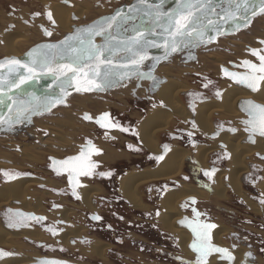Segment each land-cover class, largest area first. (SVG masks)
Segmentation results:
<instances>
[{
    "label": "flooded vegetation",
    "instance_id": "flooded-vegetation-1",
    "mask_svg": "<svg viewBox=\"0 0 264 264\" xmlns=\"http://www.w3.org/2000/svg\"><path fill=\"white\" fill-rule=\"evenodd\" d=\"M80 1H77V2H80ZM136 1L138 0L130 1L128 2V4L115 7L114 10L111 9L112 10L111 13L105 15V17H111L112 15H114L117 8H118L117 10L119 9L123 10L120 13L121 16L117 17V22L119 23L114 22L113 28L111 29V32H112L111 38L108 39V40H113V43L108 45L109 47H112L113 45H117V49L115 48L114 51L111 52V56L114 59H116V57H119L117 55H120V57L118 58L119 60L124 59V58L127 59V57L131 55L130 53L122 50V45L120 42L122 40H125V37H128L129 35H131L132 30L134 28H140L144 32V34L148 36L150 40L157 41V42L161 41L159 39V35L165 32L164 27L162 25H164L167 19L164 17H158V16H153L151 18H143L142 17V15H144L143 13L151 12L152 11L151 8H153V6L146 5L145 7H142V9L140 10L130 9L129 7L131 6V4H133ZM148 1L149 3H154L158 5V2H156L155 0H152V1L148 0ZM63 4L66 6H69V5H72L73 2L68 1L67 3H65V1H63ZM114 4L116 5L117 3L114 2ZM166 5L167 4L165 3L159 4L160 6L159 9L160 10L163 9V11L167 10V8L170 7V4H168L169 7L167 6L165 8ZM96 6L98 7L102 6L107 9L110 7L109 3L106 4L107 7H105V5H102L100 3H96ZM124 8L128 9V14L127 12L124 11ZM7 13L11 15L10 18L13 19V21L14 20L15 21L17 20L25 21V22L27 21V23L25 24L29 26L31 25V22L28 23L29 20L25 19L26 17L21 14L22 13L21 10L16 9L15 7H12L9 11H7ZM46 13H47L46 10L42 12L43 14L42 16H44V18L47 21H50L47 18ZM131 14H136L137 17L133 19L128 18L127 16ZM72 18L78 19L76 15H72ZM84 27H87V26L80 25L77 28H84ZM8 28H10V30H14L16 26L13 24L12 25L9 24ZM43 30H44L43 34H45V31H47V29L43 28ZM102 37L98 38V40H100L101 42H106ZM259 40H262V39H257V41ZM45 41H50V40L47 39ZM95 42H94L95 45H98L101 43V42L100 43H97V42L95 43ZM42 43H46V42H42ZM33 45L34 44H32L31 46ZM208 47L207 46L205 47H200V46L183 47L182 46L176 52H172L165 60H160V58L164 56L165 50H161L160 54L158 51H153L150 53V51L147 50V56L149 59V60L147 59V62L149 61L148 63L150 64V66L146 68L145 64L147 62L145 61L146 63L144 62L145 64H143L140 67L139 72L149 74L150 71L152 70L153 75H151V77H155V80L160 81V83H155L153 79L148 78V77H144V78L135 77L134 81L130 79L132 80L131 83L129 84L125 83V85L124 84L121 85L124 87H120V88H122V90H126L132 87L133 90L135 91V90L142 89L143 84L147 83L149 85L148 86L149 94L154 90L156 93L157 89H159L158 87H160L161 84H163L166 81L163 79V77L157 75L156 73L158 72L159 67L162 66V64H164L166 61L170 62L172 60L174 63L182 62L186 64L185 62H188L187 59H189V63H191L190 60L194 59L195 56L198 57L197 53L199 49L201 48L207 49ZM249 48H252V47H249ZM253 49H260V48L256 47ZM27 52H24V53L26 54ZM157 54H159L158 57H157ZM262 54H264V52H262ZM10 58H15V57H10ZM10 58H6V59L9 60ZM247 59H250L251 61L254 60V58H252L251 56H249V58ZM240 60H246V58L237 59V61L235 62L230 61L229 67L221 66L220 75H218V79L221 81L220 82L221 85H222V82H226V81L229 82V80H227L225 74L223 73L222 68L223 69L228 68V70L230 69L233 70V68L230 67V64L235 63L239 65ZM1 61L3 60H0V62ZM186 65H191V64H186ZM200 77L203 78V80L200 81L202 83V85L200 86L201 88L200 89L193 88L189 93H186V95L183 96L184 105L186 106V109L190 113H193L196 109L195 107L199 104H202L205 102L208 103V102H211V100H215V101L219 100L220 97L217 98V96L215 95V92L219 91L222 95V93L224 92L223 90H225V88H222V86L218 84L219 81L217 83L215 80H212L209 77H205L204 75H200ZM208 81H212L213 83L209 84L208 87L206 88L204 87V85L207 84ZM98 82L99 81L94 82V84L90 85V87H94L95 84ZM121 83L122 82L116 85L119 86ZM113 89L116 90L117 88H113ZM93 91L95 92L96 90H93ZM116 92H119V90L105 92L103 94L107 95V97H104V98H108L110 96L113 97L112 95ZM190 93H198L200 95H189ZM136 95H137V92H135V96ZM151 96H155V94L152 93ZM151 96L150 97H140L144 99L143 101L152 102L150 103V106H148L149 110L147 111L143 110V113H141L140 117H136L134 116L135 113H130V112L125 113V114L118 113L116 115L114 113H111V111H108L110 109H106L103 112H100L98 114H93V115L91 114L93 118H96V117L101 116L102 113H105V112L109 113L108 120L102 121V123H105L107 125L106 127H103V128L100 127L99 124L93 121H87L82 118L84 113L89 114V112L83 111L81 115L79 114V116H81L83 121L85 120L86 122L90 123L88 127L91 132L97 131L101 134L100 139L104 143V144L99 145L94 140L90 139L97 147L99 146H101L99 148L103 147L101 155L92 156V159L94 161H98V167L96 168L95 171L97 173L99 172L110 173V175L99 176V175L94 174L92 177L80 176L76 179L80 181L81 186H76L75 183L73 184L69 183L68 173L65 172L62 175L57 176L56 173L53 171V168L58 167V165H54L53 161L51 160L53 159L54 160H64L69 156L77 155L81 151V146L86 144V140H89V139H86L82 144H79V143L77 144V147H76L77 152L75 154H71V155L67 154L61 159H58L56 157H50L53 159H49L50 162H48V165L46 167L48 171H50L51 180L54 182H57L59 184V187H49V186L47 187L44 185L39 187L40 189L47 190L45 192L52 194L54 197H59L61 199L67 198L72 203L70 204L67 203V205L61 204V202L48 203L51 210H49L50 213L48 212V210H46L49 214H47V212H45V214H47L50 218L43 216V215H37L33 212L25 213L21 211L20 209L13 208L14 209L13 210L11 208L6 207V208H3V210L2 209L0 210V219H1L0 221L3 224V226L11 231H22L23 229L24 230L39 229L43 233H45L48 237H51V238H57L59 235L63 234V232L66 231L67 227L83 228V230L86 232L84 236L74 237L69 241V244L73 245V247L79 245L78 247L74 248V250L78 251L77 252L78 260L80 261L82 260V263L80 264H148L147 262L149 260L152 263L158 262L159 264L165 263V262L168 264H186V262H195L196 253H194L190 247L191 244L193 243V240L192 242L189 243V249L193 252L195 257L187 258L180 248V245L177 240V236H175V234H172V233L170 234L169 232H166L164 231V229H162L161 223L159 220L161 216L164 213H166V209L164 208L162 203L167 196L166 194L181 190L183 188L182 185L184 184L197 187L199 189L207 190L208 192L212 190L214 176H216V174L222 171L227 173L226 170H228V163H229L230 158L227 155V153L223 152L222 150H219L221 148L224 149L223 144H219V147L220 146L221 147L213 151L211 155H208L207 165L209 166H208V169H205L196 159V155H197L196 148L199 149L201 146H204L206 148L211 147L212 146L211 140H215L216 137L220 135L222 132H228L229 129L234 128L233 127L234 125L230 120L217 119L219 121L217 120L215 121L216 132L213 133L214 135L212 138L210 137L209 139H207V137L202 136L196 132L195 127L193 126L194 125L193 120H187V121H183L181 119H178L176 121L174 120L168 130L158 134L157 136L158 137L157 138L158 139V152H152L148 150L143 144L141 140V133H140V126L146 121L147 117L150 115L148 114V112L151 109H154V107H161L160 104L159 105L154 104V100L152 99ZM109 99H112V98H109ZM5 100L6 99H4V101ZM134 100L137 101L138 99L135 98ZM15 103L16 102H14V104ZM50 111L53 112V109H51ZM50 111H43L42 113L44 114L41 115V117L49 115L51 113ZM4 112H5V109H3V111L1 112L0 117H2L6 122L0 125V135L16 136V135H19L20 133L21 134L24 133L25 132L24 128H21L20 130L13 129V126L18 123L13 124L9 121V117H14V115L12 116L9 114L14 113V112H10L7 115H4ZM16 112L17 111H15V113ZM75 114L78 115L77 113ZM34 115H37V114H34L33 112H25L23 113L22 121H26V120L30 121V117ZM193 116L194 115H192V117ZM177 121H179V123L189 122L191 125L190 127L191 130H194V132L189 131V129L187 128H181V127H178L174 129L173 131H171L173 125L175 123L177 124ZM115 124H118V126L112 127V125H115ZM218 125L220 127H218ZM121 129H124V130L121 131ZM242 130L245 133L249 132V131H245V126L242 127ZM236 132L238 131L236 130L235 133ZM44 133H47V132H44ZM106 133L107 135H105ZM189 133H191V136H189ZM175 143L180 144V146L174 145ZM165 145H167L168 147L165 148ZM121 147L125 149L123 150ZM179 149H183L188 153L187 156L185 157L184 166H183L181 174H179L177 177L171 176L172 178L169 177L170 179H168L167 177V180L166 178H163V179L154 178L153 180H150V181L146 180L145 181L146 183H143L138 188L139 196L141 197L142 203L146 206V209H143V211L135 209L134 206L127 200L125 195H123L124 193H123L121 182L125 180L129 174H137L138 172H143L146 170L152 171V172L157 171V169L159 170V167L162 165V163L165 161L168 155H170L173 151L175 150L177 151ZM119 152L121 153L123 152L124 154L120 155L118 154ZM114 155L117 156V159L114 158ZM161 155H163L164 158L162 160H157L156 158ZM112 157L114 158V160H112ZM261 157H264V155L258 156V158L262 160ZM98 158L100 160H98ZM120 158H125L124 164L122 165L124 166L126 165L129 167L125 171L123 169L120 170V169H117V167H115L118 164L120 166V164L122 163V159ZM213 169H215L214 172H213ZM250 169L251 170L247 174H244L245 176H247L246 179L243 180L244 184L245 182H249L253 186L257 185L258 182L260 184L264 178L262 174L264 169H262L261 165H256V163L251 164ZM121 171H124L123 174L121 173ZM4 172H6V170H3V172L0 174L2 182L8 183V181L10 182V180L12 179H9L8 177L4 176L3 175ZM206 172L212 173L211 174L212 176L205 175ZM9 173L14 174L12 172H9ZM27 174L30 175L31 177H35L39 179L43 178L40 175L29 174V173ZM185 177H187V179H185ZM210 177L212 180L210 179ZM43 179H47V178H43ZM224 179H225V182L228 183L227 181L228 177L226 176V178ZM259 184L255 187V189L257 188L256 190L254 189L252 193H248V194L254 203L257 202L256 204L259 203L258 205H263L261 201H264V195H262L260 189L258 188ZM74 188H75L76 194L80 197V199H77L76 196L73 195ZM88 188H97L100 190V193L95 194V196L90 199L91 206L93 208L92 210L87 208V206L84 204L83 196L81 194V190L88 189ZM228 194L229 193H227V195ZM189 197L191 198L194 196H189ZM190 198L185 199L179 205V209L184 214L182 219L180 218L179 221L184 220L185 223L183 225L181 223H178V224L182 225L183 227L187 225L186 226V228L188 227L187 230L191 232L193 239H195V236L193 234V228L197 224H215L216 225L217 223L210 221V220L202 221L203 219L202 217H201L202 219L196 218L198 217V215L196 214V212L195 213L193 212V209L197 210L196 202L198 199L195 198V203H193ZM49 199L51 198L49 197ZM73 204L75 205V207L78 208L76 211L69 209L72 207ZM53 205H59V207H54ZM42 207H44L43 204H42ZM9 209H11L12 211L9 212ZM69 210L71 211V214L69 213ZM66 211L69 213V218L71 220V222H69L68 225H65V223L60 219L59 217L60 215L58 214V213L66 212ZM78 211L81 213H78ZM16 213L31 214L32 218L31 219L25 218L23 225H20V226L14 225L10 227L9 224L12 223V220L10 218H12L14 214ZM157 213H159V215H157ZM52 214L53 215L58 214V216L53 218ZM81 214H83V217H85L86 219L83 218V220L77 221L76 216L81 215ZM134 215H136V219L134 218ZM94 216H99L101 217V219L100 220L93 219ZM35 217H44L45 219L41 221H37ZM259 219H262V218H259ZM259 219L257 218L255 219V221H257L258 223L256 226L258 227H260L261 225ZM50 228H52L55 231V234H53V231H49ZM165 235L168 238L173 240L172 243L174 244V247L170 245V243L165 242ZM21 241L24 244L28 245L29 247H32V248L38 247L42 251H48V252L52 250L57 251V246H50V245L47 246L45 242L42 243L40 241H35L29 238H22ZM52 242H55L58 245V248H61V249L67 248L63 246L62 243L57 241V239H55ZM97 244H101V245L106 244L105 245L106 252H105V257H104L105 259L98 258V257L89 258L88 256H81L80 249H78L79 247L80 248L84 247L89 250L93 245H97ZM254 244H255V248L257 249V254L261 256V253L263 252L260 253V251L261 249L264 250V247L261 245H264V242H257ZM232 245H234L235 248L239 247L238 245H235V244H232ZM242 248L243 247H240V249ZM0 250H2L3 252L13 254V255H6V256L0 257V262L4 259H10L15 256L18 257L17 255L18 251H16L15 248L14 249L0 248ZM48 252H47V255H43L40 257H30L29 259L31 260V262L27 264H41L45 260L60 261V262H63V264H76V262L73 260L62 258V257L59 258V257L51 256ZM180 252L185 257L183 255H180ZM249 252L250 251L248 250L246 251L245 258L241 264H261V263L264 264V261L260 260L261 257L254 256L255 253H252L251 257L247 256V253ZM216 254L221 255L219 253H213L211 255H216ZM222 259L226 260L225 258H222Z\"/></svg>",
    "mask_w": 264,
    "mask_h": 264
},
{
    "label": "bare ground",
    "instance_id": "bare-ground-1",
    "mask_svg": "<svg viewBox=\"0 0 264 264\" xmlns=\"http://www.w3.org/2000/svg\"><path fill=\"white\" fill-rule=\"evenodd\" d=\"M38 1H40L42 4L47 5L48 7L49 5H51L49 4L48 0H38ZM217 3L219 2L215 1L214 5H217ZM235 5L236 4H233L232 6H235ZM223 6L227 8V4H223ZM219 7H220L219 9H222L220 5ZM129 8L133 10L142 9V7L134 8L131 6ZM50 9L52 10L53 16H60L59 19L55 18L56 20L54 19V21H55L56 26H58L62 32H65L66 34H71L75 31L77 27H79L75 24H72V22H70V19L68 17V14L76 15L77 17L82 16L83 12H80V11H78L80 12V15H78L77 13L78 8L71 10V11H76L75 14H72L71 11L68 12L67 9L65 10L63 7H60V6H51ZM124 9H127V8H124ZM66 12L68 13L66 14L64 18L63 15H65ZM118 12L121 13V11H118ZM261 14L263 13H260L258 15H261ZM256 16H254L251 19V21H249L248 25L252 22V20L254 21V23L257 22L255 27L253 24V27H254L255 33L259 34V29L262 26V22L259 19L255 20L254 18ZM82 17L86 18V16H82ZM239 23L240 24L244 23V21H239ZM257 26L258 28H256ZM240 28H243V27H240ZM237 30L238 29L233 23L232 28L228 29L223 34H219L218 36H215L216 34H212L210 31H208L207 35L213 37L211 41H214L215 38L219 36L231 35ZM260 31H261L260 37L263 38L264 30L262 31V28H261ZM163 34H166V33L164 32ZM19 37H21V35H19V33L15 31L8 32L6 34V38L4 42L6 43V46H7V53L5 55L7 58L24 57V54L22 53V51H19V52L17 51L18 47L25 44V41L22 38L19 39ZM223 39L224 37L218 39V42L223 41ZM260 41L261 40H259L258 42L260 45H262V48H263L264 45L261 44ZM96 42L100 43L101 41L97 40ZM101 43H104V44L107 43V45H109L113 43V40H108L107 42H101ZM146 47H147V50L150 51V53L153 51H158L160 54L161 49L165 50L164 47H155L153 45H147ZM251 49L253 48H248L249 54L251 53L250 51ZM201 52H199V54ZM71 54L75 55L74 52ZM159 54H157V57L159 56ZM64 55H67V53H65ZM242 61L244 60H240L239 66L241 65ZM170 63L173 66L177 65V63H174L173 61ZM253 63L259 64L254 61ZM205 64L212 66L213 63L207 62V63H204V65ZM234 64L235 63H231L230 65L233 66ZM175 68L176 67H174L173 69H168V68L160 67L158 72H156L157 75L159 76H161L160 74H163V78L166 77L167 79L163 84H161L160 87H158L159 89H157L156 94H155L157 100L160 102V104H163L165 108L163 109L160 108V109L155 110L154 112H151V114L147 117L146 121L140 126L141 140L143 144L148 150L152 152H158V144L156 143V141L153 140V137L157 132L168 129L172 125V119L174 118L181 117L184 120H193L195 129L197 128L200 135L205 136L207 138H210V137L212 138L213 137L212 134L216 132V129H215V118L216 117L222 120L224 119L230 120L234 125L233 127L236 128L238 132L235 133V132L229 131L228 133L222 132L220 135L217 134L218 136L216 137V139L211 140V144H212L211 147L206 148L204 146H201L199 149L196 148L197 150L196 159L202 165L203 168L208 169L209 165L206 166L207 154L208 155L212 154L213 151L221 147V146L219 147V144H223L224 149L221 148L219 150H222L223 152L227 153V155L230 158L229 163H228V170H226L227 173L222 171L221 173H218L216 174V176H214L213 184L210 182L212 184L211 192L214 191V195H217L215 197H217L218 199L225 200L226 198L225 193L229 189L237 197H239L242 202H244L247 206H249L250 210L253 213L261 214L264 217V204L258 205L259 203L256 204L257 202L254 203L253 201H250L247 198L245 192L243 191V186H242V183H244L243 181L245 177L244 174H247L250 169V163L249 161H247V159L250 160L251 157L254 158V156L256 155L257 157L259 155H264V138L256 136L254 144H251L247 140H245L246 134H244L242 130V126H244L242 121L246 120L247 118L245 119L244 117L245 115H243L240 112V108L238 107L240 101H244V100H252L255 103L264 105V81H260L257 91L252 92L250 90L251 91L250 92L248 89L241 87L239 85H236L235 83L227 79L233 85L231 83H228L229 87L225 88V86L227 85V82H222V87L225 88V90H223L224 92L220 96L219 100L217 101L211 100V102H208V103L205 102V103L199 104L195 107L196 108L195 111L193 113H190L186 109V106L184 105L183 96L186 95V93H189L194 87L192 85L190 87L187 83H184L185 81L181 82L178 77H180L179 74L182 70L178 69L177 71L175 70ZM225 69L228 70V68H225ZM239 70H237L236 68H233V70L230 69L228 71L238 72V73H247L248 71V70L242 71L241 69ZM193 71L195 70L186 72V74H189ZM172 72H176L175 76L173 75L174 73ZM31 80L33 83V88H26L24 90H20L21 89L20 87V88H14V89L20 90L19 91L20 93H25V92L31 93L37 87L43 88L44 86H42V83L47 82V81H52L51 77L45 76V75H41V76L35 75V78ZM73 81H76V80H73ZM117 81H119V77L117 78ZM120 82L122 81H119L118 83ZM58 85H61V83H58ZM62 86L66 87L64 85ZM45 88L47 89L48 87H45ZM19 92H16V93L12 92L13 94L10 92L11 98H9L3 104H0V114L3 111V109H5L4 115H7L10 112H15L18 109L28 107V102H27V103H24L23 105L16 106L14 111L13 109H9V107L13 106L15 98H17L16 96L19 95ZM77 92L78 91L76 89L70 91V93H68V95L64 97L65 102L67 99L72 97ZM0 95H3V94H0ZM62 95L64 96L63 91H62ZM179 96L183 104L179 100L178 98ZM38 97L44 98L43 100L44 102H51L58 98L55 96L48 95V93L44 90V88L35 94V98H38ZM82 99L83 100L80 101L79 103L80 105L85 106L87 104L86 98L82 97ZM0 100L4 101L3 97L0 96ZM58 105L60 104H57L56 106ZM8 109L10 110V112L7 111ZM192 115L194 116L192 117ZM59 122L61 126L65 128V131H63L65 135L63 136L61 141L58 144H54V145H52L50 141H47V143H42L44 145L42 147H48L49 149L51 148L50 150H53L56 145V147H59V149H63V150L73 149V147L70 146L72 142V137L68 135V133H70L69 131H71V133L78 132V131L82 132L84 130L86 131L87 128L84 129V126L82 125L79 126L78 128L77 126L73 125L72 123L68 122V120H65V119L59 120ZM50 130H51L50 133L53 137L58 138L56 136H60V130L52 131V128H50ZM248 137H249V134L247 135V139ZM31 150L37 151V148L25 146L22 150H20L19 157L23 160V162H25L24 165L28 166L27 161L32 165L36 163V158L38 156L37 157L33 156L34 153H32ZM76 152L77 150L71 153L75 154ZM71 153L69 154L71 155ZM187 154L188 153L183 149H179L177 151L175 150L170 155H168V157L159 167V170L157 169V171L155 172L146 170L143 172H138L137 174H129L128 177L121 182L123 193H124L123 195H125L127 200L135 207V209L143 211V209H146V206L142 203L141 197L139 196V193H138L139 192L138 188L143 183H146L145 182L146 180L150 181V180H153L154 178L155 179L166 178L167 180V177L168 179H170L169 177L171 176L177 177L182 172V169L184 166V159L187 156ZM114 158L117 159V156L114 155ZM114 158L112 157V160H114ZM6 160L7 159L5 158V161ZM7 161L10 162L9 160ZM0 165L6 166L7 169L12 168L10 167L11 165L6 164V163L0 162ZM20 176H17L16 178L10 180V182L8 181V183H4L0 186V210L1 209L3 210V208H6V207L11 208V209L15 208V209H20L21 211L25 213L33 212L39 215L40 206H41V203H40L41 195L40 193L36 192V189L34 187L42 186V185L47 186V187L48 186L56 187V186H59V184L52 182L51 180L45 181L43 179L40 180L38 178H32V177L27 178L26 176H22L23 178H18ZM226 176L228 177V180H227L228 183H226L224 179L226 178ZM263 176H264V172H263ZM182 186L183 188L181 190L166 194L167 196L162 203L164 208L166 209V213H164L161 216L159 221L164 231L169 232L170 234L171 233L175 234V236H177L178 243L183 253H185L187 256H193L192 253L188 249L189 243L192 242V240H194L193 236L191 235V232L187 230L188 227L186 228V226L183 227L182 225H180L181 226L180 227L176 225L177 222L180 223L179 219L182 218V216H184V214L179 210V204L184 199L190 198L189 196H194V198L202 199L203 197H205L204 195L205 193L200 192L195 187L190 186V185L184 184ZM258 188L260 189L262 195H264V180L263 182L259 184ZM98 193H100V190L97 188H88V189L81 190L84 204L90 210L93 209L90 203V199L94 197L95 194H98ZM58 214L60 215L59 217L65 223V225H68L69 223L68 212L66 211V212H62ZM210 233H211L212 243L219 247H223V248L227 247L232 252V254L235 256V261L228 263V261H226L227 259L223 260L221 257H217L216 255H210L207 257L208 264H241L242 263V259L245 254L244 249L235 248V246L229 245L228 240L231 236V233L228 228L219 224L217 227L213 228V230H211ZM81 236H83V231L81 228L79 229V228L67 227L66 231L63 232V234L59 235L57 238H49L43 232L37 229L35 230H24L23 229L22 231L8 230L6 227L3 226V224L0 221V248H13V249L15 248L16 251H18V254H17L18 257L16 256L15 258L2 261L0 262V264H27L31 262V260L29 259L30 257H36V253L33 252L32 249L26 247L25 245L20 244L16 240L17 238L24 237V238H29L35 241H41V240H45L44 237H48L47 238L48 241H54L55 239H57V241L62 243L63 246L69 248L70 239L73 237H81ZM105 245L106 244L104 245L97 244L93 246L91 245L92 247L89 250L87 249L88 251H86L84 247L82 248L79 247V248H80V252H87V254L89 253L90 258L98 257V258L105 259L104 258L105 257L104 251L106 248Z\"/></svg>",
    "mask_w": 264,
    "mask_h": 264
},
{
    "label": "rangeland",
    "instance_id": "rangeland-1",
    "mask_svg": "<svg viewBox=\"0 0 264 264\" xmlns=\"http://www.w3.org/2000/svg\"><path fill=\"white\" fill-rule=\"evenodd\" d=\"M63 1H65V0H48L49 4H51L48 7L47 5L42 4L38 0H0V12H1L0 13V41H2V43H0V60H5L7 58L5 56L7 53V46H6V43L4 42V40H5L6 34L8 32H14L15 31V32L19 33V35H21V37H19V39L22 38L25 41V44L20 46V47L17 46L18 47L17 51L18 52L22 51V53L24 55H25L24 52H27L28 50L30 51V50L36 49L38 46H40V43H42V42H46V43L57 42V41H60L61 39H63L65 36L70 35V34H66L65 32H62L59 29V27L56 26V24H55V26H53L52 22L47 21L44 18V16H42L43 15L42 12H44L45 10H46V12H48V11L52 12V10L50 9L51 6L63 7L65 10L67 9L68 12L75 9V8H78L77 9L78 15H80V12H83L82 16H86V18H83L82 16H80V17H78L79 20L73 19L72 15L68 14L70 22H72V24H75L77 26H80V25L89 26V25H92L94 22L100 20L101 18H104L105 15L111 13L115 7H119L121 5L128 4V2L134 1V0H81V1L80 0H68L69 2H71V1L73 2V4L69 5V6L64 5ZM77 1H80V2H77ZM114 2L117 4L115 5ZM96 3H100L102 5H105V7H107L106 4L109 3L110 7L108 9L104 8L102 6L98 7V6H96ZM167 6L168 5H166L165 8ZM12 7H15L16 9L21 10V12H22L21 14L26 17L25 19L29 20L28 23L31 22V25L30 26L26 25L25 21H19V20L13 21V19L10 18L11 15H9L7 13V11H9ZM97 8H99V9H97ZM221 8L225 9L226 7L223 6ZM222 9H216L215 12L218 13ZM106 10H107V12H106ZM78 11H80V12H78ZM35 12L40 13L41 15H39V16L34 15L33 16V14H35ZM68 12H66L65 15H63L64 18ZM71 13L75 14L76 11H71ZM59 17L60 16H53V20L55 18L59 19ZM254 19L255 20L259 19L262 22L261 28L263 31L264 30V13L256 16ZM256 23H254V21L252 20V22L247 27L240 28L231 35L219 36V37L215 38L214 41L206 42L204 44L199 45L200 47H205V46H207V47L209 46V47L207 49L206 48L199 49L198 53H197L198 57L195 56L194 59L190 60L191 63H189V59H187L188 62H185V63L191 64V65H186L182 62H178L177 65L173 66L170 63L173 61L172 60L170 62L166 61L160 67L168 68V69H173L174 67H176L175 70H177V71H178V69H181L183 72L182 71L180 72V74H179L180 77H178L179 80L181 82L185 81L184 83H187L190 87L192 85L194 87V89H200L201 88L200 86L202 85V83L200 81L203 80V78H201L200 75H204L205 77H209L212 80H215L217 83L219 81L218 84L221 85V83H220L221 81L218 79V76H217V75H220L221 66L229 67V62L230 61L235 62V61H237V59L246 58V60H247V58H249V56H251V55H249V51H248L249 47H252V48L257 47V48H260V50L262 49V45L258 44L257 39L264 40L263 39L264 37L263 38L260 37L261 36L260 29L261 28L259 29V34L255 33L254 27H255ZM9 24L15 25L16 28L14 30H10V28H8ZM253 24H254V27H253ZM43 28L47 29V31H49L51 33V35L46 36L45 34H43V32H44ZM256 28H258V26ZM222 37H224L223 41L218 42V39H220ZM47 39L50 41H45ZM58 39H60V40H58ZM96 40H98V38H96ZM32 44H34V45L31 46ZM115 48L117 49V45L112 46V51H114ZM45 52L49 53V54L45 55V56H47L45 58H52L51 52H49L47 50ZM199 52H201V53L199 54ZM247 55H249V56H247ZM117 56L120 57V55H117ZM119 57H116V59H114L112 57L111 61L112 60L118 61ZM150 61H152V60H150ZM253 61L257 62L256 58ZM146 62H147V60H146ZM148 62L146 64L144 63L146 68L150 66V64ZM207 62H212L213 63L212 66L208 65V64L204 65V63H207ZM230 67L233 68L231 65H230ZM191 70H195V71H193L195 74L193 72L186 74V72H189ZM172 73H174L173 75L175 76L176 72H172ZM199 73H201V74H199ZM206 73H208V74H206ZM158 74H160V73H158ZM160 75H161V77H163V74H160ZM137 77H139V76H137ZM163 79L167 80L166 77H164ZM132 80L134 81V79H132ZM132 80L122 82L119 86L116 85V86H112L110 88H106L104 91H95V92L94 91H88V92L78 91L76 94H74V96L72 98L70 97L71 99H69L68 101L65 102L66 104L65 103L60 104L58 106L51 108V109H53V112L50 111L51 113L49 115L41 117V115H43L44 113L40 112L37 115L31 116L30 121L26 120V121H22L16 125H14L13 129L20 130L21 128H24L25 132L22 134L20 133L19 135H16V136L0 135V152H1L0 153V159H1L0 162L9 164V165H11L10 167H12L10 169H7L6 166L0 165V174L3 172V170H6V172H12V173L36 174V175L42 176L43 178H47V179L42 178L45 181L51 180L50 171H48V169L46 167L48 165V162H50L49 161L50 157H56L58 159H61L65 155H67L71 152H75L77 150V148H76L77 144L78 143L82 144L86 139H89V140L92 139L96 143H98L99 145L104 144L103 141L100 139L101 134L97 131L91 132L89 127H87L90 123L86 122L85 120L83 121L81 116H79V114L81 115V113L84 111V112H89L90 115L91 114L93 115V114H98L100 112H103L106 109H110L108 111H111V113H114L116 115L118 113L125 114V113L130 112V113H135L134 116L140 117L141 113H143V110L144 111L149 110L148 106H150V103H152L149 101H143L144 99H142L140 97H150L152 95V93H154V94H156V93L154 90L149 94V90H148L149 85L147 83L143 84L142 89L135 90V91L133 90L132 87L129 89H126V90H122V88H120V87H124L121 85H123V84L125 85V83H131ZM59 83H61V82H59ZM228 83H231V82L230 81L227 82V85L225 86V88L229 87ZM61 87H63V86L61 85ZM113 88H117V89L114 90ZM118 90H119V92L114 93L112 95L113 97L110 96L108 98H104V97H107V95H105L103 93L109 92V91H118ZM135 92H137L136 96H135ZM82 97L86 98L87 104L85 106H82L79 103L80 101L83 100ZM151 97L154 100L155 105L160 104V102L156 98V95L151 96ZM109 98H112V99H109ZM135 98L138 100L137 101L134 100ZM178 98L181 101L180 96ZM25 103H27V102H25ZM182 104H183V102H182ZM160 106L161 107H154V109H151L148 112V114H151V112H154L157 109L165 108V106H163V104H160ZM140 110H142V111H140ZM75 113H77L78 115H76ZM9 115L15 116V112L10 113ZM244 117H245V119L247 118L246 116H244ZM64 119L68 120V122L72 123L73 125L77 126L78 128H79V126L82 125V126H84V129L87 128L88 130L86 129V131L84 130L82 132L78 131V132H74V133H71V131H69L70 133H68V135H70L72 137V142H71L70 146L73 147V149L63 150V149H59V147H56V145H55V148L53 150H50L51 148L49 149L48 147H42V146H44L42 143H47V141H50L52 143V145L58 144L61 141V139L65 135V133L63 132V131H65V128L61 126L59 120H64ZM178 119H181L183 121H187V120L182 119L181 117H178V118L172 119V123L174 120L176 121ZM217 119H219V118L216 117L215 121ZM219 120H222V119H219ZM219 120H217V121H219ZM7 122H9V121H7ZM39 126H40V128H39ZM244 126H242V127H244ZM178 127L187 128V129H189V131L194 132V130H191V128H190L191 125L189 122H185V123L180 122L179 123V121H177V124L175 123L173 125L171 131H173L174 129H176ZM50 128H52V131L53 130H55V131L60 130V136H56L58 138L53 137L50 133L51 132ZM215 128H216V126H215ZM168 129H165L164 131H166ZM195 130L198 134H200L197 128ZM164 131L163 130L159 131L154 135L153 140L156 141L157 144H158V139H157L158 134H160ZM44 132H47V133H44ZM244 134H246L245 140H247V135L249 134V132H246V133L244 132ZM212 135H214V134H212ZM207 139H209V138H207ZM174 145L180 146V144H178V143H175ZM25 146L37 148V151L31 150V152L34 153L33 156H36V157L38 156L36 158V163H34L33 165L30 164L28 161H27L28 166L24 165L25 162H23V160L19 157L20 150H22ZM99 147H101V146H99ZM121 148L123 150L125 149L123 147H121ZM100 149H103V147ZM118 154L122 155L124 153L119 152ZM207 157H208V154H207ZM5 158L7 160H9L10 162H8L7 160L5 161ZM120 159H122V163L120 164V166H119V164L117 166H115V165L114 166L117 167V169H120V170L123 169L125 171L129 167L126 165L125 166L122 165V164H124L125 158H120ZM98 160H100V159L98 158ZM184 161H185V159H184ZM247 161H249L250 167H251V164L256 163V165H261L262 169H264V161L261 160L260 158H258L257 155L254 156V158L251 157L250 160L247 159ZM206 166H208L207 165V158H206ZM250 170L251 169H249V171ZM124 171H121V173L123 174ZM263 172H262V174H263ZM219 173H221V172H219ZM246 177L247 176H245L244 179H246ZM18 178H20V177H18ZM27 178H29V177H27ZM32 178H35V177H32ZM42 179H40V180H42ZM263 180H264V178H263ZM263 180L262 181L260 180V181L263 182ZM52 182H54V181H52ZM4 183L5 182H2L1 175H0V186ZM55 183H57V182H55ZM258 184H259V182H258ZM185 185H187V184H185ZM242 186H243V191L245 192L247 198L250 201H253L248 193H252L257 185L253 186L251 183L245 182V184L242 183ZM39 187L40 186L34 187L36 189V192L40 193V195H41V202H40L41 206H40L39 215H43V216L50 218L47 215L50 213L49 210H51L48 203L61 202V204H66V205H67V203H69V204L72 203L67 198L61 199L59 197H54L52 194L49 195L50 193L48 194V192H45L47 190L40 189ZM56 187H59V186H56ZM195 188L197 190H199L200 192L205 193L204 195L207 198L206 199L205 197H203L202 199L199 198L200 200L199 199L197 200V202H196V204H197L196 205L197 206L196 214L199 213L200 215H198V217H196V218H200V219L203 218L202 221L210 220V221L217 223L216 224L217 226L220 224V225L228 228L230 233H231V236L228 240V243L230 245H232V244L238 245L239 247H237V248L243 247L244 253H246V251L248 250L251 253H255V255H254L255 257H261L260 260L264 261V251H262L263 249H261V251H260V253L263 252V253H261V256H260L259 254H257V249L255 248V244H254L257 242H264V221H263L264 217L261 214L253 213L250 210L249 206H247L244 202H242L239 197H237L235 194H233V192H230L229 189L225 193V196L227 199L225 198V200H221V199H218L217 197H215L217 195H214V191L208 192L207 190L199 189L197 187H195ZM227 193H229V194L227 195ZM49 197L51 199H49ZM42 204L44 207H42ZM66 205H64V206H66ZM69 209L76 211L78 208L75 207V205L73 204L72 207ZM46 210H48L49 213ZM45 212H47V214H45ZM69 213L71 214L70 210H69ZM69 213H68V215H69ZM78 213H81V212L78 211ZM56 216H57V214H54V215L52 214L53 218ZM258 216H259V218H262L263 220L259 219ZM153 217H155V216H153ZM83 218H85V217H83V214L76 216L77 221L83 220ZM134 218L136 219V215H134ZM256 218L260 220V224H261L260 227L256 226L258 224L257 221H255ZM69 222H71L70 218H69ZM178 223L179 222H177L176 225L180 226V225H178ZM81 229L83 231V236H84L86 234V232L83 230V228H81ZM37 230H39V229H37ZM211 230H213V229H211ZM39 231H41V230H39ZM22 238H24V237H22ZM22 238H17L16 240L20 244H23L26 247L32 249V251L36 253V257L47 255L48 251H42L38 247H35V248L29 247L28 245L24 244L21 241ZM44 238H45V240H41L40 242H42V243L45 242L47 244V246H49V245L50 246H57V251L52 250V251H50L51 253L48 252L51 256H55V257H59V258L60 257L67 258V259L75 261L76 264L82 263V260L81 261L78 260V258H77V256H78L77 252L78 251L74 250L73 245L69 244V248L61 249V248H58V245L55 242L48 241L47 240L48 237H44ZM49 238H51V237H49ZM165 242L170 243V245H172L174 247V244L172 243L173 240L168 238L166 235H165ZM35 243H37V242H35ZM261 246L264 247V245H261ZM6 249H13V248H6ZM188 249H189V246H188ZM85 250L88 251L86 248H85ZM189 251L192 253L193 256H187L185 253H184V255L187 258L188 257L194 258L195 255L193 254V252L190 249H189ZM105 252L106 251H104V254H105ZM89 255L90 254L89 253L87 254V252H81V256H88L90 258ZM180 255H183V254L180 252ZM216 256L221 257V255H217V254H216ZM15 257H13V258H15ZM221 258H223V257H221ZM244 258H245V254H244L242 261L244 260ZM10 259H12V258H10ZM5 260H9V259H4L2 261H5ZM147 263L148 264H157L158 262L152 263L149 260ZM161 264H168V263L165 262V263H161Z\"/></svg>",
    "mask_w": 264,
    "mask_h": 264
},
{
    "label": "snow or ice",
    "instance_id": "snow-or-ice-1",
    "mask_svg": "<svg viewBox=\"0 0 264 264\" xmlns=\"http://www.w3.org/2000/svg\"><path fill=\"white\" fill-rule=\"evenodd\" d=\"M68 0H65L67 3ZM245 4H250L252 0H243ZM141 5H147L148 0H139ZM235 0H229V8L222 9V18L224 19L225 24L234 23L236 28L247 27L248 21L242 16H237L239 11V4L235 5V8L232 7ZM260 12L264 13V0H260ZM209 11H214L212 0H180L179 6L174 10L173 14L168 16L167 21L162 25L166 33V38L162 41H153L144 34L140 28H134L132 34L129 35L125 40H122L120 43L122 45V50L130 53L131 55L127 57L129 63L135 65L136 67L129 70V72L119 73L113 69L102 67L109 62L112 47H109L107 43L104 45H92V38L94 36H103L105 41L111 37L114 22H117V17L121 14L118 12L117 15L111 17H104L100 20L94 22L92 25H89L84 28L76 29L77 34L87 33V46H82L84 40H80V45L66 44L65 47L60 48L59 45H40L39 48H60V55H53L51 59L49 58H36L33 59L29 64L25 65L20 60L12 58L10 60H5L0 62V69L7 67L8 73L11 75V78L6 82L3 75H0V94H3L4 88H20L24 84H27L31 79L35 78V73L37 71L44 72L47 70L53 74H59L58 79L60 80L61 85L70 88L72 86L73 80H76L78 85L87 84L92 85L94 81L98 80L99 82L95 84L94 87H77V91H104L108 87H112L117 83V78H123V76L130 75L131 73H139L140 67L148 59L147 56V45L151 44L155 47H164L165 54L164 59H166L172 52H176L182 46L183 47H197L206 42H210L213 37L208 36L209 31L208 25H212L213 28H216L219 33V28L217 22L209 18ZM147 15L148 13L145 12ZM256 13H253L255 15ZM35 16H39L40 13H35ZM47 18L55 23L53 20L52 12L48 11L46 13ZM244 20L243 24H240L238 21ZM206 22V23H205ZM27 23V21L25 22ZM119 23V22H117ZM45 35H51L50 32L45 31ZM68 40L73 39V37H68ZM2 43V41H0ZM63 43V42H62ZM261 44H264V40L260 41ZM36 49H33L35 52ZM251 54L256 56L259 60V64H255L250 60L242 61V64L248 69L247 73H234L229 72L227 69L222 71L229 79L234 80L237 84H245L247 87L251 88L252 91H257V85L260 81H264V50L251 49ZM75 53L72 55L71 53ZM67 53V55H64ZM31 56L32 54L29 53ZM21 68H26L28 75L26 76L24 72H21ZM87 69V71H86ZM148 78L154 80L155 83H160L156 81L155 77H151L148 74ZM207 79V78H205ZM19 81V83H17ZM212 81H208L204 87H208L209 84H212ZM189 95H200L198 93H190ZM217 98L220 97L221 93L219 91L215 92ZM11 98V97H9ZM4 101L0 100V104H3ZM64 97H58L56 100L51 102L41 101L39 98L35 100L28 101V107L18 109L14 117H9L11 123H20L23 119V113L33 112L39 114L43 111H50L51 108L55 107L57 104H64ZM243 104H246L248 107L244 109L248 116V119L242 121L246 126L245 131L250 133H259L261 137H264V105L257 104L254 101H245ZM243 108V105H242ZM83 119L87 121H93L99 124L100 127H106L105 123L109 118V113H102L101 116L93 118L90 114L84 113ZM6 121L0 117V125L4 124ZM118 124L112 125V127H117ZM195 127V125H193ZM218 127H220L218 125ZM124 129H121L123 131ZM231 132H235V128L229 129ZM107 135V133L105 134ZM191 136V133H189ZM251 139V136L249 137ZM168 146L165 145V148ZM102 154V149L98 148L91 140H86V144L81 146V151L75 156H69L64 160H54L53 164L58 165L54 167L53 171L57 176L62 175L63 173H68V180L70 184L75 183L76 186H81L80 181L76 178L80 176L92 177L94 174L99 176H107L110 173L99 172L95 170L98 167V161H94L92 156H99ZM163 155L158 156L157 160H162ZM264 158V157H262ZM215 169H213V172ZM212 173L206 172L205 175L211 176ZM4 176L9 179H14L20 175H27V173H14L4 172ZM187 179V177H185ZM73 195L77 199L80 197L76 194L75 188L73 189ZM193 203H195V198H190ZM264 204V201H261ZM54 207H59V205H53ZM183 207V205H182ZM12 210L9 209V212ZM195 213L196 210L193 209ZM159 215V213H157ZM197 215H200L197 213ZM31 219V214L16 213L12 218V223L9 226H20L24 224V219ZM37 221L44 220V217H35ZM93 219L100 220L101 217L94 216ZM181 224H184L185 221L181 220ZM217 227L215 224H197L193 228V234L195 239L191 244V249L196 253L195 262H186V264H208L207 257L213 253H219L223 258L227 259L229 262L235 261V256L232 252L223 247H219L212 243L210 230ZM49 231H55L50 228ZM264 251V250H262ZM6 255H13L12 253L3 252L0 250V257ZM247 256L251 257L252 253H247ZM45 264H63L60 261H48Z\"/></svg>",
    "mask_w": 264,
    "mask_h": 264
},
{
    "label": "water",
    "instance_id": "water-1",
    "mask_svg": "<svg viewBox=\"0 0 264 264\" xmlns=\"http://www.w3.org/2000/svg\"><path fill=\"white\" fill-rule=\"evenodd\" d=\"M155 1L158 2V5H156L154 3H149V1H148V4L147 5H151V6H153V8H151L152 9L151 12H147L148 13L147 15L145 13H143L144 14V15H142L143 18H151L153 16H158V17H164V18L168 19V16L171 15V14H173L174 10L177 9V7L179 6V3H180V0H155ZM215 1H217L219 3H217V5H214ZM163 3H165L167 5L170 4V7L167 10H165V11H163V9H161V10L159 9L160 8L159 4H163ZM212 3H213L214 12L213 11H209V18L211 20L217 22V25H218V28H219V33H218V31H217L216 28H213L212 27V25H208V28H209V31L212 34H216L215 36H218L219 34H223L224 32H226L228 29H231L232 26H233V23H229V24H225L224 23V19L222 18V10L219 11L218 13L215 12L216 9H219L220 8L219 5L221 7H223V4H227V8H229V0H220V1H218V0H212ZM233 4H239L240 7H239V11L237 12V16L244 17V19H246L248 21V23H249V21H251V19L254 16H256V15H258V14L261 13L260 12V7H261L260 0H252V2L250 4H245L243 2V0H235V3H233ZM145 6L146 5H141L139 3V1H136L134 4L131 5V7H134V8L145 7ZM232 7L235 8V6H232ZM227 8H225V9H227ZM118 11H123V10H120V9L119 10H116V12L114 13V15H112V16L117 15V12ZM124 11L127 12V14H128V9H124ZM253 13H256V14L253 15ZM127 17L133 19V18H136L137 15L136 14H131V15H128ZM240 21H244V20H240ZM50 22H52V21H50ZM241 24H243V23H241ZM52 25L55 26V23L53 24V22H52ZM76 29H78V28H76ZM76 29H75L74 33L65 36L60 41L43 43V44H40V45H59L60 48H63V47H65L66 44L80 45V40L82 39V40H84V44L82 46H85L86 47L87 46V35L88 34L87 33L77 34L76 33ZM46 36H49V35H46ZM68 37H73V39L68 40L67 39ZM101 37L102 36H94L92 38V45H94V41L96 40V38H101ZM110 38L111 37H109V39ZM126 38L127 37H125V39ZM165 38H166V34H160L159 35V39L161 41L163 39H165ZM100 45H104V43H101ZM60 48H52V49H49V48H39V47H37L35 52H33V50H30V51H28L24 55V57H22V58H16V59L17 60H20L23 64L27 65L33 59H36V58L43 59V58L47 57L45 55H47L49 53L45 52L46 50L49 51V52H51L52 57H53V55H60L61 54L60 53ZM161 50H163V49H161ZM262 50H264V46H263ZM29 53H31L32 55L30 56ZM250 55H252V54L250 53ZM253 57L256 58V60H257L258 63H260L256 56H253ZM111 58H112V56H110L109 62L107 64H105V65H102V67H107V68L113 69L114 71L119 72V73L129 72L130 69L136 67L135 65L129 63L128 60L125 59V58L124 59H121V60H118V61H114V60L111 61ZM49 59H51V58H49ZM5 60H7V59H5ZM5 60H3V61H5ZM160 60H165L164 59V56H162L160 58ZM232 67L233 68H236V69H241L242 71L243 70H248L246 68V66H244L242 64V62H241V65L240 66L234 64ZM20 71L21 72H24V74L26 76L28 75V73L26 71V68H21ZM86 71H87V69H86ZM229 72H232V71H229ZM234 73H238V72H234ZM3 74H4V79L7 82L11 78V75L8 73L7 67H5L3 69H0V75H3ZM149 74L150 75H153V71L151 70ZM35 75L36 76L45 75V76L51 77V80L52 81L44 82V83H42V86H44L43 88L48 93V95L55 96V97H66L68 95V93H70V91L77 89L78 86H80V87H90V85H87V84L78 85L76 81H73L72 82V86L70 88H66V91H65V87H61V85H58V83L62 79V77L58 79V75L59 74H53V73H50L47 70H45L42 73L39 72V71H37L35 73ZM137 76L144 78V77H148V74L141 73V72H139V73L133 72L130 75L123 76L122 79L119 78V81L125 82L127 80L134 79ZM227 79H229L228 76H227ZM229 80L231 82L235 83L236 85H239L241 87H244V88L252 91V89L249 88V87H247L245 84H237L234 80H232V79H229ZM97 81L98 80H96L94 82H97ZM119 81H117V83ZM17 83H19V81H17ZM259 83L257 85V89L259 87ZM45 87H48V88L46 89ZM26 88H33L32 80H30L27 84H24L21 87L20 90H24ZM43 88L37 87L31 93H26V92L25 93H20L19 92L20 90H15L14 88H11V89L4 88L2 90L4 93H3V95H0V96L3 97L4 99H6L5 101H7L9 99L10 95H11L10 92L11 93L12 92H14V93L19 92V95L16 96L17 98H15V101H14L16 103L13 104L12 107H9V109H13V111H14V109H15L16 106L23 105L25 102H28L29 100H35V94L38 91H40L41 89H43ZM62 91L64 93V96L62 95ZM38 98L41 101L44 100V98H41V97H38ZM245 101H249V100L240 101L238 107L240 108V112L243 115H245L247 117V119H248V116L246 114V111L244 110V109H246L248 107L246 104H243V102H245ZM242 105H243V108H242ZM9 109L7 110L8 112H10ZM250 134H251V139L249 138L250 137ZM256 136L261 137L259 135V133L253 134V133H250L249 132V137H248L247 141L249 143H251V144H254V141H255V137ZM261 138H264V137H261ZM263 159L264 158H262V160ZM51 161H53V160H51ZM22 176L31 177L30 175L27 174V175H21L20 178H23ZM48 261L49 260H45L41 264H45V262H48Z\"/></svg>",
    "mask_w": 264,
    "mask_h": 264
},
{
    "label": "crops",
    "instance_id": "crops-1",
    "mask_svg": "<svg viewBox=\"0 0 264 264\" xmlns=\"http://www.w3.org/2000/svg\"><path fill=\"white\" fill-rule=\"evenodd\" d=\"M162 7V6H161ZM163 8V7H162Z\"/></svg>",
    "mask_w": 264,
    "mask_h": 264
}]
</instances>
